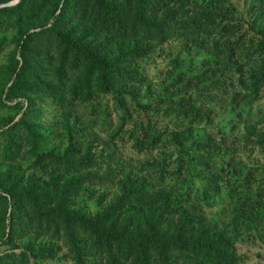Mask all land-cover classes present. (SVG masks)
I'll list each match as a JSON object with an SVG mask.
<instances>
[{
    "label": "trees",
    "instance_id": "trees-1",
    "mask_svg": "<svg viewBox=\"0 0 264 264\" xmlns=\"http://www.w3.org/2000/svg\"><path fill=\"white\" fill-rule=\"evenodd\" d=\"M10 28L15 46L0 72L7 79L0 107H15L19 115L0 125V157L11 162L28 156L39 168L48 160L65 173L47 171L42 182L26 185L17 177L0 179V199L6 209L12 207L2 218L10 231L1 245L13 247L20 230L17 209L26 204L35 224L30 229L51 240L39 244L34 256L52 255L62 240L77 258L85 245L105 264H242L238 237L258 233L264 224V166L240 162L246 170L234 172L239 178L227 188L229 201L212 208L207 198L220 191L217 174L204 175L201 194L188 203L165 173L184 172L182 162L171 172L166 164L179 153L189 166L208 153L212 167L219 160V171L225 170L226 152L187 146L198 133L210 141L211 128L205 125L210 121L220 126L215 131L220 146L214 148H264L261 121H252L264 111L260 104L251 105L264 93V0H249L244 9L234 0H20L0 8V31ZM168 46L181 47L183 55L169 61L165 80L157 92L148 93L136 62ZM209 93L228 99L218 121L208 108ZM17 95L26 101L6 102ZM41 103L53 104L59 114L62 153L46 148L53 133L42 119ZM81 109L95 111L92 127L99 121L103 132L113 129L112 137L138 153L169 146L176 151L165 163L151 157L137 167L138 174L114 179L97 168L92 142L76 140L71 116ZM223 123L243 125L244 131L231 135ZM232 160L226 157L227 166ZM148 173L156 180H147ZM101 182L114 192L98 196L100 209L85 213L77 208L75 198L93 195ZM253 182H258L255 189ZM0 264L28 261L24 252L10 251L0 253Z\"/></svg>",
    "mask_w": 264,
    "mask_h": 264
},
{
    "label": "rangeland",
    "instance_id": "rangeland-1",
    "mask_svg": "<svg viewBox=\"0 0 264 264\" xmlns=\"http://www.w3.org/2000/svg\"><path fill=\"white\" fill-rule=\"evenodd\" d=\"M236 5L240 9H244L249 0H234ZM15 30L13 29H5L0 31V42L2 43V52L0 53V72L4 70V67L8 64L9 57L11 56L15 43ZM181 47L179 46H168L162 48L160 52L154 53L146 58H142L137 61L136 64L139 67L140 73L144 77L145 83L143 84V88L148 89V93L157 92L158 87L161 85L162 81L165 80L167 72L171 68V64L169 61L174 60L177 56H182L183 53L180 52ZM16 57L20 59V55L17 53ZM7 82V79L3 76H0V88L2 84ZM10 84V83H8ZM227 87L231 88V84H228ZM204 93V91H201ZM212 97L210 100L209 109L212 112V119L217 115V112H224L228 106V99L226 96L220 95V93H209ZM208 97V96H207ZM23 96H15L13 100L6 101L10 105H14L16 100L25 102L23 100ZM146 97H142L141 101H146ZM258 104L261 105V108L264 111V93H260L257 95V99H252V106L256 107ZM40 112H42V119L45 121L49 127L52 128L53 137L50 143L46 146L47 149H52L54 153H62L65 147V138L61 131V123L58 112L55 111L53 104L51 103H41L39 104ZM82 110V109H81ZM88 110V109H87ZM255 110V109H254ZM83 112H78L76 115L71 116V121L74 123L73 132L77 141H85L92 142L91 152L93 153L94 158H96V163H98L97 168H99L100 172H108V176L117 179L123 178L126 174H138L137 167L141 163H144L151 157H155L158 162L165 163L166 159H168L169 153L176 151V148L172 146L169 147H158L153 152H142L138 153L135 149L132 148L131 145L123 146L118 137H112V130L107 132H103L101 130V123L98 121L94 125L91 126V119L95 116L93 111L92 113H87L86 110H82ZM19 115V114H18ZM17 110L15 107L7 109L5 107H0V125L3 122L8 121L9 119L18 117ZM220 116H216V121L220 119ZM261 121L260 124H257L258 129H264V112L258 113L252 119V121ZM46 125V126H47ZM211 129L210 133V141L203 140L201 134L198 133V136H195V139L187 142L188 148L193 149H203L204 151H211L215 153L224 154L225 159V170L223 172L219 171V160L215 167H212V159L207 158V155L202 157V161L194 160L192 166H189L186 163L185 159L179 158L180 153L177 157H173L169 162H166L167 166H170V172L172 170H176V163L182 162V165H185V170L182 174L178 176L172 175L170 173L166 176H169L170 180L168 183H173L172 188L175 187L179 192H183L186 194L185 199H187L188 203H192L198 199L199 195L202 191V184L205 179H202L204 175L207 173H215L217 174V185L220 188L218 193L214 195H210L211 198H207V204L209 207L216 206H225L229 201L230 197L228 195L227 188L231 187L235 184L239 177H235V171L240 170L243 173L246 170V167L239 165L240 162L247 164H262L264 166V148H260L257 146H246L239 148H234L231 146H222L221 148H214V146L219 147L220 141L215 133L216 129L220 127L215 122L205 123ZM222 129L229 134H241L244 129L243 125L233 126L232 123H223L221 124ZM95 133H93V132ZM97 132V133H96ZM230 156L233 160L229 162V165L226 164V157ZM204 162L203 161H206ZM207 163V164H206ZM202 167V168H201ZM204 168V169H203ZM55 170V171H52ZM47 171H51V174L54 175H64V169L62 166H58L54 164L52 161L45 160L44 166L39 168L34 164V159L25 157H18L11 162L3 161L0 157V179H4L8 177L9 179H13L15 177L21 179V183L26 185L28 181L33 179H37L39 182H42L44 178L47 177ZM145 176V175H144ZM260 173L256 176L259 178ZM147 180H156V177L147 174ZM113 180H108V183H112ZM258 182H253L251 184V188L255 189ZM108 192L109 195H112L114 192L113 188H109V185L106 183L104 185L102 182L99 183L98 186L95 187V192L93 195H89L87 197L86 193H83L79 197L75 198L76 207L80 208L82 211L94 213L100 209L101 203L99 201L98 196L102 192ZM237 192V190H234ZM5 194V192H2ZM90 197V198H89ZM103 202V200H101ZM227 211H231L230 207H226ZM6 210V212H5ZM19 216V231L15 233V240L12 243L13 247L10 244L1 245L0 242V253L14 251L16 254H19L21 251L24 252V256L26 257V261L28 264H105V260L100 261L98 255H96L93 250L86 249V246L83 245V256L81 258H77L75 252L64 245L62 240H58L57 246L59 247L52 255H33L36 253V249L39 244L50 243L51 240L48 235H41L42 233L32 231L30 229V225L34 226L35 224L32 221L33 212L26 205L22 204L18 209ZM12 211V207H8L6 209V205L2 199H0V240L6 237L5 231H10V226L5 225L8 224V219L3 221L2 218L4 215H10ZM231 217V213L229 214ZM29 222L31 224H29ZM22 224V226H21ZM262 225V224H261ZM22 227V228H21ZM244 233V232H243ZM34 243L33 247L27 248V242ZM237 254L242 261V264H264V224L262 228L258 231V233H247L241 234L237 239ZM50 247V245H48ZM31 249L33 252L28 251ZM13 253V252H12Z\"/></svg>",
    "mask_w": 264,
    "mask_h": 264
},
{
    "label": "water",
    "instance_id": "water-1",
    "mask_svg": "<svg viewBox=\"0 0 264 264\" xmlns=\"http://www.w3.org/2000/svg\"><path fill=\"white\" fill-rule=\"evenodd\" d=\"M20 0H10L4 3H0V8L10 7L19 3Z\"/></svg>",
    "mask_w": 264,
    "mask_h": 264
}]
</instances>
